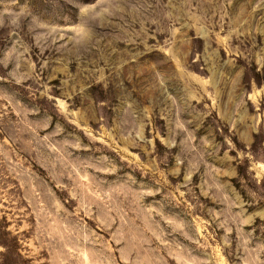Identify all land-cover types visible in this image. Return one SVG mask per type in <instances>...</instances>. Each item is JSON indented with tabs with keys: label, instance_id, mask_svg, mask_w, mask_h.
Segmentation results:
<instances>
[{
	"label": "clouds",
	"instance_id": "obj_1",
	"mask_svg": "<svg viewBox=\"0 0 264 264\" xmlns=\"http://www.w3.org/2000/svg\"><path fill=\"white\" fill-rule=\"evenodd\" d=\"M0 66V136L62 169L67 207L43 188L16 197L31 205L15 231L35 241L37 264L112 260L68 211L85 198L127 217L112 238L129 264L164 259L144 248V213L201 253L184 249L188 264H264V0H0ZM28 116L36 128L21 141ZM94 129L106 143L84 135ZM209 199L227 207L214 211ZM245 204L259 210L245 215ZM197 213L207 216L201 234Z\"/></svg>",
	"mask_w": 264,
	"mask_h": 264
},
{
	"label": "rangeland",
	"instance_id": "obj_2",
	"mask_svg": "<svg viewBox=\"0 0 264 264\" xmlns=\"http://www.w3.org/2000/svg\"><path fill=\"white\" fill-rule=\"evenodd\" d=\"M20 2L23 4V0H20ZM221 39H223V37H221ZM225 54H227L226 50ZM32 60L33 63H35L37 57L33 55ZM0 68H2V66H0ZM11 68L12 65L10 64L5 72L10 71ZM37 72H39V65H37ZM47 75V72L40 73L41 79H46ZM52 83L58 82L53 81ZM27 84L29 87H40V85L35 84L31 79L27 81ZM26 91L27 89H25V93ZM57 100L62 103L59 96H57ZM21 103L26 104L27 100H21ZM203 106L207 107L206 104ZM5 107L6 102L0 103V108ZM7 115L13 120H16L18 113L16 110H11L7 112ZM37 123H42V121ZM81 127L83 128V126ZM33 128H36V124H33L32 117L28 116V124H26L24 129L19 133L20 140L28 141L33 134ZM149 131H151V129H149ZM40 135L44 136L46 133L40 131ZM84 135L89 138L95 137L97 143H106L104 138L98 135L95 129L91 133L85 132ZM157 139L159 140V136ZM0 140H3L5 145L4 151H0V164H2L4 175L7 179V183L0 185V264H37V261L33 258L37 250L35 241H33L31 236L25 239L15 231L17 224L26 223V221L19 220L20 211H30L31 205L27 199L19 200L16 197L18 193L23 194L25 189L29 191L35 189L37 193H40L43 188L53 195V204L67 207L64 199L60 196L61 185L64 184V181L55 179L56 173L62 169L60 166H57L54 170L51 169L46 159V153L43 156H37L34 151L30 153L24 150L23 147L14 145L7 136H0ZM18 143H20V141H18ZM52 147L55 146L53 145ZM121 148H123V145H121ZM5 152L7 153V157H5ZM128 153L132 156L138 155L136 150L131 148L128 149ZM120 159L125 160L124 157H120ZM125 163H128V161L125 160ZM9 165H12L14 168L11 175H8ZM80 178L85 183L87 182V177L83 174H81ZM193 179L197 184L199 183V176H194ZM246 179L247 177L245 176V180ZM173 183H179V181L173 180ZM232 184L245 201L250 199L246 190L241 189V185L238 181L233 180ZM249 187H251V185H249ZM197 191H199V189H197ZM182 192L183 189H181V193ZM38 203L41 207L46 208L47 206L43 195L40 196ZM204 203L205 199L201 197V204L203 205ZM207 203L214 211H220L227 207V205L216 204L210 199ZM244 207L246 210L245 215H251V213L259 210L254 205L245 204ZM47 210L52 211L51 209ZM232 210L239 211L236 207H233ZM68 211L80 219L86 229L94 233L101 243L107 246V250L113 254L109 264H129V260L123 255V243H118L117 240L112 238L117 228L120 227L122 221L126 220L127 217H117L114 212L99 209L96 204L90 203L87 198L82 202L73 200L72 207L68 209ZM14 214L15 220L13 218ZM53 216H55V213H53ZM31 218L35 220V212H33ZM206 220L207 216L199 215V213L192 217V223L198 234L203 232L202 222ZM255 222L257 225L260 223L259 217L256 218ZM137 223L143 226L145 237L151 238L144 245V248L147 249L149 245L153 249L158 248L159 252L164 257L163 260L152 259L149 253L147 264H188V258L183 254L184 249L191 252L193 256L201 255L198 250H193V248L185 242V237L169 236L171 228L167 227V219L160 220L159 217H156V223H153V218L149 217L147 213H144L141 219L137 220ZM157 225H159V227H157ZM249 227V225L244 226L245 230H248ZM207 230L209 232L212 231L211 228ZM209 243H211V241H209ZM172 250H175V254H169ZM45 255H47V253H45ZM41 259H43V257H41Z\"/></svg>",
	"mask_w": 264,
	"mask_h": 264
}]
</instances>
